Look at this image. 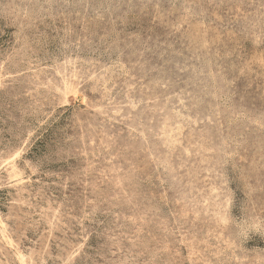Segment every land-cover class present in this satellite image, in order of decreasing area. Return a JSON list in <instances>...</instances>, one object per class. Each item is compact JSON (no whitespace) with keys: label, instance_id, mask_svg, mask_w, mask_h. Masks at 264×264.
Listing matches in <instances>:
<instances>
[{"label":"rangeland","instance_id":"374dc122","mask_svg":"<svg viewBox=\"0 0 264 264\" xmlns=\"http://www.w3.org/2000/svg\"><path fill=\"white\" fill-rule=\"evenodd\" d=\"M0 264H264V0H0Z\"/></svg>","mask_w":264,"mask_h":264},{"label":"clouds","instance_id":"9594fccd","mask_svg":"<svg viewBox=\"0 0 264 264\" xmlns=\"http://www.w3.org/2000/svg\"><path fill=\"white\" fill-rule=\"evenodd\" d=\"M255 228H256V230H258V228H259V225H256V226H255Z\"/></svg>","mask_w":264,"mask_h":264}]
</instances>
